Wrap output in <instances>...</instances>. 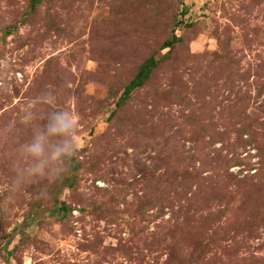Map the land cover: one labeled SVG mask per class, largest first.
<instances>
[{"label":"rangeland","instance_id":"1","mask_svg":"<svg viewBox=\"0 0 264 264\" xmlns=\"http://www.w3.org/2000/svg\"><path fill=\"white\" fill-rule=\"evenodd\" d=\"M47 107L78 152L8 194ZM0 264H264V0H0Z\"/></svg>","mask_w":264,"mask_h":264},{"label":"clouds","instance_id":"2","mask_svg":"<svg viewBox=\"0 0 264 264\" xmlns=\"http://www.w3.org/2000/svg\"><path fill=\"white\" fill-rule=\"evenodd\" d=\"M52 100V95L45 92L36 103L50 105ZM26 116L23 123L31 129L30 136L17 145V159L10 162L13 175L6 189L8 194H14L33 180H57L66 171V162L79 148L77 113L47 107L42 113L29 110Z\"/></svg>","mask_w":264,"mask_h":264},{"label":"trees","instance_id":"3","mask_svg":"<svg viewBox=\"0 0 264 264\" xmlns=\"http://www.w3.org/2000/svg\"><path fill=\"white\" fill-rule=\"evenodd\" d=\"M171 44H172V39H169V40H166V42H164L163 45L170 46ZM153 64H154V61L152 59H149L147 61V64L143 68H141L137 72L136 76L131 80V82H129L127 89L136 86L138 82L146 75V72L149 70V67Z\"/></svg>","mask_w":264,"mask_h":264}]
</instances>
